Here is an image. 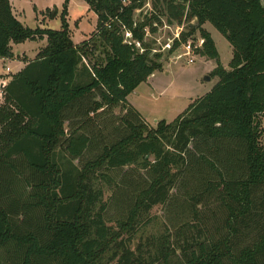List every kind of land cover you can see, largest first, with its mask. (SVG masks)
Listing matches in <instances>:
<instances>
[{
	"label": "trees",
	"instance_id": "obj_1",
	"mask_svg": "<svg viewBox=\"0 0 264 264\" xmlns=\"http://www.w3.org/2000/svg\"><path fill=\"white\" fill-rule=\"evenodd\" d=\"M84 1L98 17L97 32L75 44L70 0L60 15L46 11L50 19L60 16L61 30L26 27L14 16L12 0H0V59L14 58L13 44L46 39L36 59L11 77L0 104V264H264V197H255L264 188L262 0H154L145 23L134 19L144 0ZM162 17L171 24L197 21L182 40L200 33L201 56L217 62L210 77L218 83L172 123L149 129L127 98L162 63L160 55L150 58L125 43V33L145 46L146 28L156 33ZM206 23L232 46L230 70L221 66ZM95 91L101 100L90 103ZM118 106L126 111L125 134L93 161L74 165L92 138L80 127L67 130L66 123ZM198 139L213 148L229 145L228 156L224 160L225 151L219 159L225 169L200 158L219 177L206 186L219 192L225 224L217 234L202 222L185 226L179 237L167 232L132 249L141 217L167 203L181 169L196 165L187 155ZM126 167L145 171L150 181L127 220L112 228L95 182L111 183L101 171ZM178 252L182 262H175Z\"/></svg>",
	"mask_w": 264,
	"mask_h": 264
},
{
	"label": "rangeland",
	"instance_id": "obj_2",
	"mask_svg": "<svg viewBox=\"0 0 264 264\" xmlns=\"http://www.w3.org/2000/svg\"><path fill=\"white\" fill-rule=\"evenodd\" d=\"M22 2L24 14L20 21L23 22L24 26L35 29L40 26L41 22H44V19L41 14L36 15L34 5L37 6L39 12H44L43 16L50 19V13L47 15L46 10L51 8L49 10L54 11L57 9L55 6H58L60 9L57 10L60 15L65 0H35L33 4L29 0ZM144 2L143 8L135 12L134 19L137 23L147 22L153 14L154 0H144ZM68 22L74 43L81 44L85 40H90L92 34L97 32L98 17L93 11H90L84 0H70ZM176 24L168 23L166 17H162V25L159 26V31H161L159 38L164 41L172 38ZM189 25L196 26L197 21L193 20L190 24L184 23L186 31H190ZM43 26L52 30H61L60 16L45 21L41 27ZM202 28L211 34L219 53L221 66L230 70V62L233 58L232 46L210 23H206ZM148 31L146 28L144 54L149 52V57L153 58L151 50L156 48V40L154 36L147 37ZM196 36H200V33L197 32ZM14 45H17L15 52L27 47L20 44ZM39 47H35V51L39 50L38 53L42 49ZM96 56H100V50L97 51ZM31 57L34 58V55ZM159 60L162 63V69L155 72L148 78L147 82L141 84L127 98L129 104L145 120L149 129H155L162 120L172 123L192 103L210 93L218 83V78L210 77L211 71L218 66L214 60H206L202 56L197 58L193 64H188L185 60L172 62L169 57ZM7 68L10 70L7 71ZM18 68L16 60L0 59V76L3 77L2 79L10 80L12 76L18 73ZM3 95L4 93L0 89V104L4 101ZM100 100V92L95 91L89 102ZM125 112V108L122 106L112 109L105 107L97 113L88 115L83 113L82 116L66 123L67 130L70 129V125H72V129L80 127V132L92 138L89 149L81 158L74 160V165L81 168L87 162L93 161L101 153L105 144L111 145L125 134L123 120L126 115ZM89 117L93 120H88ZM228 149L227 143H221L218 148H213L211 144L207 145L201 139L196 140L195 144L190 146L191 152L187 155V159L188 162L192 159L196 165L181 169L167 203L153 208L148 214L141 217L142 221L139 225L142 227L140 226L139 232L134 238L132 249L136 248L139 243H145L152 236H160L170 232L171 235L177 237V231L180 228L200 226L201 222L203 225H207L211 232L217 234L216 229L225 224L228 210L221 203L219 192L216 193L212 186H206L207 183L219 181V177L203 164L200 158L204 155V157L215 162L219 168H224L219 159L227 151L224 155L225 160L228 152H230ZM66 165L68 166V163ZM221 171L226 172L225 170ZM101 172L110 178L111 183H107L99 177L95 186L103 192V203L107 207L104 216L106 225L116 228L120 221L127 220L130 210L134 207L137 193L149 184L150 179L145 171L137 167H126L116 171L102 170ZM255 197L258 199L264 197V188L258 190ZM177 255L178 258L175 262H182L181 253L178 252Z\"/></svg>",
	"mask_w": 264,
	"mask_h": 264
},
{
	"label": "built area",
	"instance_id": "obj_3",
	"mask_svg": "<svg viewBox=\"0 0 264 264\" xmlns=\"http://www.w3.org/2000/svg\"><path fill=\"white\" fill-rule=\"evenodd\" d=\"M187 32L188 31L185 30L184 23L176 24L175 32L172 38L170 37L165 41L162 38H159V34L161 33V31H159V27L156 33L152 34L149 32L147 37L154 36L156 40V48L151 50L152 55H160V59L169 57L172 59V62L185 60L188 64L195 63L196 59L201 56L205 40L201 36H190L187 40L183 41L182 35ZM125 43L135 46L140 54H144V46L139 41H135L133 39L132 33H125ZM7 71H9V68H7ZM4 87V83L0 80V89L2 93Z\"/></svg>",
	"mask_w": 264,
	"mask_h": 264
},
{
	"label": "crops",
	"instance_id": "obj_4",
	"mask_svg": "<svg viewBox=\"0 0 264 264\" xmlns=\"http://www.w3.org/2000/svg\"><path fill=\"white\" fill-rule=\"evenodd\" d=\"M22 1H24V0H12V2H11V6H12V11H13V14H14V16L20 21V19L23 17V14H24V10H23V2ZM30 1V3L31 4H33V2H35V0H29ZM262 2V5H263V7H264V0H262L261 1ZM58 10L60 9L58 6H55ZM49 9H51V8H48L47 10H49ZM34 10H35V13H36V15L38 16V14H41V16L43 17V21L45 22V21H48V20H50L49 18H47L46 16H43L44 15V12L43 11H41V12H39V10H38V8H37V6L36 5H34ZM46 10V11H47ZM21 22V21H20ZM44 22H41V24H40V26L39 27H41V25H42V23H44ZM22 24H23V22H21ZM24 25V24H23ZM212 37V36H211ZM213 39V38H212ZM26 44H28V45H26ZM75 44H79V43H75ZM20 45H23V46H27L25 49H22V50H20V51H18V52H15L14 50H15V47L17 46V45H14L13 44V54H14V58L13 59H3V60H16L17 62H18V66H19V68H18V73L20 72V71H22L25 67H26V65L30 62V61H33V60H35L36 59V57H37V55H38V51L39 50H37V51H35L36 50V48L35 47H37V46H40L39 48H43V47H45L46 46V39H44V40H41V41H39V42H25V43H23V44H20ZM34 45H35V47H34ZM216 45V44H215ZM217 48V47H216ZM218 51V50H217ZM20 52H21V54H20ZM27 53H29V54H27ZM34 55V58H32L31 56H33ZM203 59H206V60H209V59H207V58H205V57H202ZM10 70V69H9ZM212 72V71H211ZM2 80V82L4 83V85L6 86L8 83H9V81L11 80H6L5 78L4 79H1ZM3 98V97H2Z\"/></svg>",
	"mask_w": 264,
	"mask_h": 264
},
{
	"label": "water",
	"instance_id": "obj_5",
	"mask_svg": "<svg viewBox=\"0 0 264 264\" xmlns=\"http://www.w3.org/2000/svg\"><path fill=\"white\" fill-rule=\"evenodd\" d=\"M207 80H210V78H207Z\"/></svg>",
	"mask_w": 264,
	"mask_h": 264
}]
</instances>
